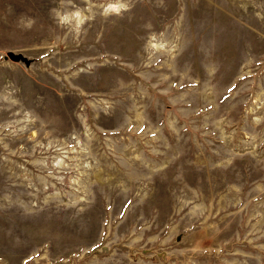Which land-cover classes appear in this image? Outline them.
I'll list each match as a JSON object with an SVG mask.
<instances>
[{
  "label": "rangeland",
  "instance_id": "rangeland-1",
  "mask_svg": "<svg viewBox=\"0 0 264 264\" xmlns=\"http://www.w3.org/2000/svg\"><path fill=\"white\" fill-rule=\"evenodd\" d=\"M0 264H264V0H0Z\"/></svg>",
  "mask_w": 264,
  "mask_h": 264
},
{
  "label": "water",
  "instance_id": "water-1",
  "mask_svg": "<svg viewBox=\"0 0 264 264\" xmlns=\"http://www.w3.org/2000/svg\"><path fill=\"white\" fill-rule=\"evenodd\" d=\"M6 57L13 61H23L25 64L29 63V60L27 57H25L22 53L20 52H14V51H7L6 52Z\"/></svg>",
  "mask_w": 264,
  "mask_h": 264
}]
</instances>
